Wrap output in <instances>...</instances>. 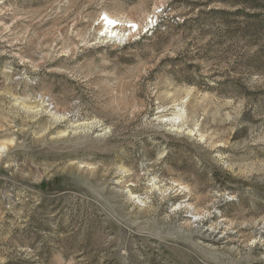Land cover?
Wrapping results in <instances>:
<instances>
[{"label":"rangeland","instance_id":"1","mask_svg":"<svg viewBox=\"0 0 264 264\" xmlns=\"http://www.w3.org/2000/svg\"><path fill=\"white\" fill-rule=\"evenodd\" d=\"M1 144L0 264H264V0H0Z\"/></svg>","mask_w":264,"mask_h":264},{"label":"bare ground","instance_id":"2","mask_svg":"<svg viewBox=\"0 0 264 264\" xmlns=\"http://www.w3.org/2000/svg\"><path fill=\"white\" fill-rule=\"evenodd\" d=\"M102 20H105V21L101 23L102 26L99 28V31H102V35L105 38L115 37V38L121 39L124 36V34L120 33V31L118 30L119 24H116V21H120V19L108 13H105V17ZM129 22H134L137 24V22L134 20H129ZM4 144L0 145L1 149L4 148Z\"/></svg>","mask_w":264,"mask_h":264},{"label":"built area","instance_id":"3","mask_svg":"<svg viewBox=\"0 0 264 264\" xmlns=\"http://www.w3.org/2000/svg\"><path fill=\"white\" fill-rule=\"evenodd\" d=\"M157 16L156 15H151L148 17L147 20V26L146 29L152 28L153 26H155L157 24ZM127 28H132V30L130 31V33H135L138 32V30L140 29L139 26L135 23L132 26H127Z\"/></svg>","mask_w":264,"mask_h":264},{"label":"trees","instance_id":"4","mask_svg":"<svg viewBox=\"0 0 264 264\" xmlns=\"http://www.w3.org/2000/svg\"><path fill=\"white\" fill-rule=\"evenodd\" d=\"M155 26H156V27H155V29H154V30H157V29H159V28L161 27V24H160V22H159V23H157Z\"/></svg>","mask_w":264,"mask_h":264}]
</instances>
